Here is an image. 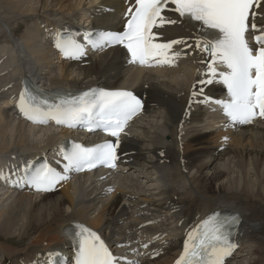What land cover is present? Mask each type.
<instances>
[{
    "label": "bare ground",
    "instance_id": "1",
    "mask_svg": "<svg viewBox=\"0 0 264 264\" xmlns=\"http://www.w3.org/2000/svg\"><path fill=\"white\" fill-rule=\"evenodd\" d=\"M123 3L0 0V172L15 156L36 158L68 136L14 118L12 96L30 78L45 91L124 88L145 101L144 112L120 140L121 173L81 175L43 197L0 189V264H46L47 252L68 251L72 226L107 239L122 253L135 248L139 264H176L189 235L226 211L242 219L239 247L244 233L259 255L251 263L264 264V123L232 129L204 119L211 105L193 96L203 88L200 75L211 59L195 47L203 35L171 9L163 12L177 23L157 27V43H185L169 53L182 54L177 66L160 71L134 69L117 49L77 64L61 63L54 53L62 29L73 30L74 37L76 30L119 25ZM257 12L255 23L264 25V7ZM205 91L221 90L211 84ZM145 115L156 123L142 124Z\"/></svg>",
    "mask_w": 264,
    "mask_h": 264
},
{
    "label": "snow or ice",
    "instance_id": "2",
    "mask_svg": "<svg viewBox=\"0 0 264 264\" xmlns=\"http://www.w3.org/2000/svg\"><path fill=\"white\" fill-rule=\"evenodd\" d=\"M169 4L175 5L171 10L180 17H190L222 34V38L218 36L211 41L197 40L195 47L211 57V62L206 65L208 75L219 76L228 89L230 102H217L221 103L225 114L234 124L251 123L257 116L264 118V25L255 23V18L261 13L254 10L264 7V0H134V5L130 4L127 10L128 19L122 34L101 33L96 38L89 35L85 37V43L91 42L97 48L120 43L130 53V63L176 67L182 54L169 53L174 44L185 41L153 42L157 36L153 28L177 23L162 15ZM250 32L255 33L252 39L256 47L250 46L246 35ZM56 46L66 57L76 58L83 54L82 45L73 39L62 38ZM215 64L223 65L228 71L218 73ZM211 82V79L199 81ZM43 103L22 93L18 107L27 119L39 125L53 120L57 125L71 127L92 121L96 127L103 125L105 132L114 137L140 112V101L126 91L85 93L79 100L65 106L48 105L43 108ZM117 158L115 143L97 148H81L77 144L65 156L68 161L66 169L80 171L85 165L91 168L96 164L115 167ZM64 178L45 165L31 177L30 183L39 191H47ZM81 237L75 264H113L114 257L99 236L82 228ZM189 241L185 243L184 255L176 264H222L223 257L235 247L229 241L225 222L217 216L203 221L195 233L189 235Z\"/></svg>",
    "mask_w": 264,
    "mask_h": 264
},
{
    "label": "rangeland",
    "instance_id": "3",
    "mask_svg": "<svg viewBox=\"0 0 264 264\" xmlns=\"http://www.w3.org/2000/svg\"><path fill=\"white\" fill-rule=\"evenodd\" d=\"M149 116L150 115H145L146 118L141 119L140 122H142V124H144V125L147 124V123H149V124L156 123V118H153V117L148 118ZM186 156L189 157V154L186 153ZM151 177H153V176H151ZM149 187L150 186H147V188H149ZM242 236H243L242 239H241L242 244H243L242 247H245V248L243 250H241L242 251L241 253L239 252V254H238L239 256H237L235 259H233L231 261L232 262L231 264H252L251 262H254L256 260V258L259 256L258 253H255V254L253 253V249L251 247V246H254L253 244L252 245H247L248 244L247 240H244V236H245L244 233H243ZM0 239H2V238H0ZM1 241L3 243H5V246H7V241H4V240H1ZM18 242L19 241H15L14 240V243L16 244V245H13L14 248L17 247V245H19V244H17ZM26 243H27V241H24L23 245H26ZM21 247H23V246H21ZM242 247H241V249H242ZM146 259L147 258H145L144 260H146ZM8 263H10V262L8 260H6L5 264H8Z\"/></svg>",
    "mask_w": 264,
    "mask_h": 264
}]
</instances>
